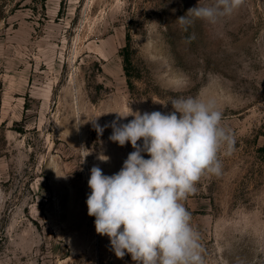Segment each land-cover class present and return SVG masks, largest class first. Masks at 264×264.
Here are the masks:
<instances>
[{
  "label": "rangeland",
  "instance_id": "1",
  "mask_svg": "<svg viewBox=\"0 0 264 264\" xmlns=\"http://www.w3.org/2000/svg\"><path fill=\"white\" fill-rule=\"evenodd\" d=\"M198 3L0 0V264H135L95 231L90 170L116 174L134 151L109 140L117 113L189 96L214 99L235 138L182 202L205 264H264V0L179 24Z\"/></svg>",
  "mask_w": 264,
  "mask_h": 264
},
{
  "label": "clouds",
  "instance_id": "2",
  "mask_svg": "<svg viewBox=\"0 0 264 264\" xmlns=\"http://www.w3.org/2000/svg\"><path fill=\"white\" fill-rule=\"evenodd\" d=\"M244 2L214 0L201 5L199 0L177 21L187 26L192 17L216 24ZM170 102L173 111L167 114L117 113L116 120L105 126L113 130L109 140L119 146L130 142L134 151L116 174L105 175L99 166L90 170L86 203L88 215L95 217V231L109 238L117 258L130 254L135 264H205L200 234L182 202L196 191L202 177L222 174L221 153L231 155L235 147L214 99L189 96ZM128 116L133 119L119 123ZM93 123L102 135L104 128ZM99 159L107 162L109 157Z\"/></svg>",
  "mask_w": 264,
  "mask_h": 264
},
{
  "label": "trees",
  "instance_id": "3",
  "mask_svg": "<svg viewBox=\"0 0 264 264\" xmlns=\"http://www.w3.org/2000/svg\"><path fill=\"white\" fill-rule=\"evenodd\" d=\"M121 54L123 56L125 74L129 78V76H130V69L132 68V59H131V55H130V43H127L122 48Z\"/></svg>",
  "mask_w": 264,
  "mask_h": 264
}]
</instances>
